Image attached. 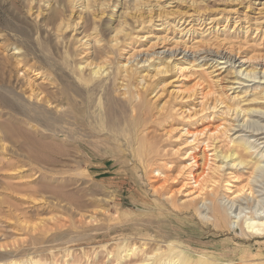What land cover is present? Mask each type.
Wrapping results in <instances>:
<instances>
[{"label":"rangeland","instance_id":"374dc122","mask_svg":"<svg viewBox=\"0 0 264 264\" xmlns=\"http://www.w3.org/2000/svg\"><path fill=\"white\" fill-rule=\"evenodd\" d=\"M197 1L198 7L202 9H199V15L204 14L209 19L204 23L193 21L189 32L181 31L186 24L174 28L160 20L155 22L154 29L149 24L145 26V30L154 33L152 39H135L136 34L133 40H128L135 42L136 49L149 48L150 56L144 62L146 56L142 54L133 63L135 74L130 79L132 85L126 80L131 86L130 91L122 86L126 81L115 78L114 96L119 100L113 110L116 120L102 123L90 118L88 114L86 117L87 108L83 105L79 108L82 119L70 118V128L67 129L70 136L64 137L65 133L61 131L60 136L64 139L59 141L55 132H52L55 129L49 121L38 125L21 113H12L1 97L4 96L9 101L12 99V104L20 109L16 100H20L22 94L28 95L27 91L30 89V84L26 87L28 83L24 81L26 72L33 78L32 81L39 83L42 79H36L35 73L42 71L43 76L50 80L48 84L51 85V81L58 84V77L63 74L62 68H67L64 66L66 57L60 40L71 37L73 30L59 31L58 24L54 26L52 21L44 19V14L47 13L44 11V0H0V123H9L12 119L9 115L12 114L20 127L32 131L35 140L43 144L51 142L48 143V150L40 144L39 150L43 152L39 154L22 146V140L12 128L9 136L0 132V264H33V261H39V264H151L155 260L159 262L166 258L171 246L194 259L204 256L207 263L211 264H264V234L252 235L245 230L244 224L232 225L228 220L217 221L213 218L211 209L201 207L202 203L190 205V198L181 189L183 182L189 181L185 170L187 162L184 160L187 148L183 143L185 131L194 130L195 127L202 128L204 123H231L235 107L247 110L251 119H259L257 115H251L253 111L264 110V83L244 77L247 71L245 69L249 70L255 65L260 70L264 63V0ZM125 2L127 1L120 0L117 14L121 13L123 7H127ZM63 3L65 7L70 5V9L75 8L72 0H64ZM175 4L172 3L168 9H177ZM188 5L187 2H182L177 13H193ZM70 9L64 15H68V22L73 20L76 10L70 14ZM104 14L103 18L98 16L101 19L97 17L100 24L103 20V24L106 23V14H110V10ZM199 15L196 14L195 17ZM211 18L219 23H208ZM172 19L170 18L171 21ZM90 23L92 25V21ZM141 35L143 33L139 36ZM164 35L168 40H157V36ZM171 40L187 43V46L200 42V49L189 51V54L194 52L188 57L194 65L181 72L182 74L175 69L174 63H186L183 61V54L158 53L159 50L164 51L163 46H171ZM154 41L158 46L153 44L154 47H148ZM93 43L92 41L89 46V51H94L93 53L89 52L87 57L84 55L86 53H78L72 61L77 57L75 62H79L82 56L86 59L90 57L89 61H92L96 51ZM75 46V51L81 47L77 43ZM204 49L212 52L222 50L236 55L237 64L232 67L224 59L205 56ZM121 53L125 55L124 51H115L111 55L114 62L112 65L116 66L118 62L124 61ZM242 58L250 60L242 64L239 62ZM157 62H163V66L169 65V71L156 72L154 69ZM90 69L87 68L85 72L89 73ZM179 86L184 87L185 93H191V98L179 97L175 93L178 88H182ZM207 90L209 98L205 102L204 112L199 113V116L186 117V114L174 112L179 104H185L184 108H189L187 111L191 113L197 111L201 107L198 104L201 99L199 94ZM136 92L140 93L141 99H132L131 103L129 96L135 97ZM98 94L102 95L101 90L94 97ZM211 96L218 98L214 100ZM24 101L28 99L24 98ZM144 101L148 103V107L145 106L142 110L140 105ZM213 103L218 104L217 107L206 110ZM227 107L231 108L232 113ZM205 115L214 118L208 122ZM249 124H252L251 129H256L264 125V119H260L259 123ZM229 134L235 143L239 139L237 135L249 141L256 139V136H250L244 131L236 130V133L231 131ZM222 136L220 135L219 140H208L204 138L206 136H200L192 141L197 161H191L196 171L208 170L215 162L222 163L220 158H214L216 146L219 151L234 148V142L231 143L230 138ZM77 141L87 151L81 149L82 152L75 154L74 151L79 148ZM208 143L212 145L204 154L203 150ZM59 146L65 149L55 148ZM263 149L262 143L250 148L246 155L250 164L239 165V170L233 174L237 178L232 181L233 186L245 188L241 198L249 194L251 190L248 187L253 186L255 195L264 194V172L252 168L256 160H260L261 165L264 164ZM208 160L209 166L206 167ZM230 171L223 166L222 172L216 174L218 203L223 196L229 195L225 182L232 175L229 174ZM259 197H250L242 202V217L258 208L259 212L263 211L264 203L257 204ZM206 213L208 216H205ZM129 248L134 250H128ZM153 255H157V259Z\"/></svg>","mask_w":264,"mask_h":264},{"label":"bare ground","instance_id":"6f19581e","mask_svg":"<svg viewBox=\"0 0 264 264\" xmlns=\"http://www.w3.org/2000/svg\"><path fill=\"white\" fill-rule=\"evenodd\" d=\"M72 1L75 3L74 4L75 8H73L71 5L72 9H70L68 7L70 5H68L67 6L68 9H67V7H65V5H64L65 3H63L64 0H44V3H45L44 4L45 5L44 11L47 12L44 14L45 15L44 19L47 21H52V24H54V26H56L58 24L57 30H59V31H65L66 32L67 29L71 30V31L73 30V33L71 32L72 33L71 37L68 36V37H65L64 40H60V43H62L61 46H63V51H65V57H66V58L64 57L65 61H66V65H64V66H66L67 68H65L66 70L62 68L63 74H61L62 75L61 77H58V84L55 81L54 82L51 81L50 82L51 85L48 84L50 80L47 79V76H45V77L43 76L42 71H38L35 73L36 79H38V78L42 79L39 83H37V81H32L33 78H31V76H29L28 73L26 72V74L24 76V81L25 82L27 81L26 83H28L26 87H28V85L30 84L29 85L30 89H28L29 91L26 90L28 95H26V93L22 94L23 97L20 100L19 99L16 100L18 106L21 108L17 109V107L12 104V102H13L12 99H10V101H9L4 96L1 97V99L7 104V106L11 108L12 113H18V114L21 113V115L23 117H25L26 119L28 118L30 120H33L34 122L38 123V125L40 122L43 123L44 121L45 122L49 121L53 125L52 127H54V129H55L52 132L53 133L55 132L54 135H57L59 141L64 139L63 137L60 136L61 133H59V132H61V131L63 133H65L63 135L64 137L70 136L68 133V130L70 128V123L68 122V120H70V118L72 120L82 119V115H81L82 111L79 110V108L83 105L85 106V109L87 108V111H85L86 117H88V115H90V118L92 117L95 121L98 120L99 122H102V123H108V121L113 122L112 120L115 119L114 114H113V110L116 107V105L119 104V100L117 98H115V96H114V91H116V87H115L116 86V80H115V78H122L123 79L122 81L128 80L131 83L130 79H132L133 75L135 74L133 63L136 60H138V57L142 56V54H144V56H146V58L143 59L144 62L147 61L148 56H150V52L148 51L149 48H147V50L146 49H140V48L136 49V47L134 45L135 42L133 43L132 41H128L129 39L133 40V37L136 34L137 35H136L135 39L138 38L139 40L140 39L144 40L145 37L152 39V37H154V33L152 31L147 30V29L145 30L146 24H149V26L151 25L153 29L155 26V22L160 21V20L162 21L163 24L167 23V25L169 24V25H171V27H174V28L175 27L180 28L186 24L181 29V31H188L189 32V30H191L193 27L192 25H190L193 23V21H198L200 23H201V21H203V23H204V21H207L206 19H209V18H206V16L204 14L199 15L200 13L198 11H199V9L200 10H202V9H201V7H198L199 3L197 0H126L127 2H125V4L127 5V7L126 6L123 7L120 14H117L118 11L116 10L120 6V0H72ZM199 1H201V0H199ZM182 2H187L189 4L188 6L191 7V10H193V13H191V12L189 13V11H184V13H177L179 10L178 8L181 7ZM172 3H176L175 7H178V8L177 9H174V8L168 9L172 6ZM69 9H70V11H69L70 14H72L75 9L76 10H75V13L73 15L74 16L73 20L70 19V17L72 16L71 15L69 17V19L71 21L69 20V22H68L67 21L68 15H66L67 17H65L64 15H65L66 10L68 11ZM107 10L108 11L110 10V14H106L108 19H107L106 23L104 22V24H103V21H104L103 20L100 24L98 21V18H99L98 16L101 15V17L103 18L102 15H105L104 13ZM37 13H38V11H37ZM144 13H146V16H143ZM175 13H177V14L174 15ZM194 14L195 15L198 14L199 17H195ZM170 18H173L172 21L170 20ZM99 19H101V18H99ZM90 21H92V25H91ZM211 22L216 23V24L219 23L218 20L213 19V18H211V21L208 23H211ZM189 25H190V27H188ZM209 28L210 27H207V29H209ZM80 29H81V31H79ZM140 33H143V35L139 36ZM142 37H144V38H142ZM159 39L168 40V38L165 37V35L164 36H157V40H159ZM92 41L94 42L93 44H94L96 51H95V56H93L94 59H91L92 61H89L90 57H88L87 59H86V57L88 56L89 52H92V51H89V48H90L89 46H90ZM170 42H168V43H170ZM196 42H198V40H196ZM56 43H57V41H56ZM76 43L79 44V46H81L79 49H77L80 52H76L77 50L75 51V49H76L75 44ZM156 43L154 41L153 43H151L152 45L148 46V47L152 48V47H154L153 44H156ZM163 43H164V41H163ZM171 44L172 45L169 47H168L169 44L167 45V47L162 45L163 49L164 48L165 49H164V51L159 50L158 53H161V54L162 53L163 54L169 53V55H170V54H174L176 52H180L179 54H183L182 58H183V61L186 63L179 64L178 62H175L174 63L175 69H177L179 71V73H181V72H184L187 68H191L194 64L190 60H188V57H191V55L194 52L189 54V51H191V50L193 51V49L194 50L200 49V47H199L200 42H199V44H196V45L193 44V46H187V43L181 44V43H179V41H172ZM79 46H77V47H79ZM156 46H158V45L156 44L155 47ZM115 51L116 52L124 51V53H125V55H123L121 53L123 55L124 61L118 62L116 64V66L112 65L114 62L112 59L113 56H111ZM153 51L155 52V50H153ZM83 53H86V54H84L86 57L85 56H82V57L79 56L80 57L79 58L80 61L78 60L79 62H75L76 58H77V57H75L74 58L75 61H72L74 55H76V54L82 55ZM199 53H202V52H199ZM204 53H205L204 54L205 56H213V57H216L217 59L218 58L224 59L225 60L224 62L225 63H231V65H233L232 67L236 66V64H237L235 62V56L236 55L228 54L227 51L218 50L217 52H214V51L212 52V50L210 51L208 49V50H205ZM83 57H85V60ZM82 59L84 61H82ZM248 60H250V59H247V61ZM247 61L243 58L241 59V61L239 60V62L242 64L247 62ZM262 61H264V60H262ZM162 63L163 62H157L156 63L157 65L154 69L156 72L163 73V72L169 71V65L163 66ZM221 63H223V62H221ZM242 64H241V66H242ZM87 68H89V69L91 68L89 73H86ZM114 68H116V70ZM242 68L240 69V72H241ZM85 70H86V72H85ZM105 71H106V75L103 76V73ZM244 71H246V73L244 74V77L249 78V80H254V82L255 81L257 82V80H258L260 83H264V81H263L264 80V63L261 64L260 70H258L257 67H255V65H254L251 67V69H249V70L245 69ZM244 71H242V72H244ZM259 74H261L262 76ZM41 76H43V77L40 78ZM142 79H143V77H142ZM129 82L126 81V84L122 83L123 87H125L127 90L129 89L128 91H130V87H131L129 85ZM131 85H132V83H131ZM144 87H145V85H144ZM179 87H182V86H179ZM183 88L184 87L178 88L175 91V93H177V95L179 97L183 96V98H186V97L191 98V96H192V95H190L191 91L189 92L190 94H187V93H185ZM207 88H209V87H207ZM194 89H197V88H194ZM98 90H101L102 95L99 96V94H98L96 97H94L95 93L96 92L98 93ZM186 92H187V90H186ZM134 96L135 97L129 96L131 98V99H129L131 103H132V101H131L132 99L137 100V101L141 99L139 92L134 93ZM199 96H201V97H199L201 99L198 102V104L201 107L199 109H197V111L195 110L191 113V112L187 111L189 108L188 109L184 108L185 104L180 105L178 103L179 106L177 108H174L176 105L173 106L174 112H176L180 115L186 114V117L196 116L199 113H203L204 109H205L204 106L206 104L205 102L209 98L208 90L207 91H201ZM218 97L221 98L220 95ZM218 97H216V98H218ZM12 98H13V94H12ZM24 98L28 99V101H24ZM212 98H214V97H212ZM216 98H214V100ZM33 99H35L36 102H34ZM102 99H104V101H102ZM19 101L22 103L23 106H21V103H19ZM209 102H210V100L208 101V103ZM211 102H214V101H211ZM45 103L46 104L48 103L47 104L48 107H46L47 105L44 106ZM214 103H213V106L209 105L208 107H206V110L209 108H211V110L215 109L218 104L214 105ZM147 104L148 103H146V101H144L142 103V105H140L141 106L140 108L143 110L144 107L147 106ZM227 106H228V104H227ZM230 107L232 108V105ZM230 107H227V109L229 111L231 110ZM234 110L235 111L231 116L232 117L231 123L225 124L224 122H220V124L213 125L211 123L205 124L203 122L204 126H202V128L195 127L194 130L188 129L187 131H185L186 138L183 141V143L186 144L187 148L185 149V152H184V155H185L184 160H186V162H187V164L185 165V170L187 172L186 176H187V179L189 181L185 180V182H183V184L181 186V189L186 193V196L188 197V199L190 198V200H189L190 205L191 204L195 205L198 202L202 203L201 207L205 206V207L211 209L213 212L212 216L217 221H221V220L227 221L228 220V222L230 221L232 223V225L244 224L245 230L247 232L251 233L252 235H263L264 234V205L262 206L263 207L262 212H259L260 208H258V209H255L254 211H252L250 215H246L245 217H242V212L244 211V207L241 206V204L245 199L249 200L250 197H252L251 199H253V198H257L258 196H260V197L257 199V204L259 205V202L264 203V197H262L264 194L255 195L256 190L254 192V186H253L251 188L248 187V190H251L250 193L247 194L245 197L241 198L242 193L245 190V188L243 186H239V185L233 186L232 181L234 179L237 180V178H235L236 176L233 174L235 172H237L239 165L245 164L248 166L250 164V162L246 158V155L248 154V150L250 148L259 146L261 143L264 144V125H261L258 128L255 127L256 129H251L252 124L251 125L249 124V123H257V122L259 123L260 119L263 120L264 119V110H260L259 112H257V111L252 112L251 111L252 112L251 115L252 114H253V116L257 115L259 119L249 118L250 116H249L248 112H246L247 110L246 111L242 110V109H240V107H239V109H237L235 107ZM249 113H250V111H249ZM11 115H9V117L12 118V119L9 118V119H11L9 121V123L8 122L0 123V132H3L7 136H9V134H10L9 132L12 128L13 132L16 133V135H18V137L22 140V146H26V148L29 147V149H31L32 151L41 154V152H43V151L39 150V145L43 144V143H41L40 141L35 140L33 138L32 131H30L29 129L24 130L22 127H20V124L17 123L18 121H16V119H14V117H12ZM204 118L208 119V122H209V120H211L214 117H210L208 115ZM204 118H203V121H204ZM200 119L202 121V118H200ZM222 119H224V118H222ZM190 124H192V123H190ZM168 126H170V125H168ZM104 127H105V125H104ZM236 130H238L239 132H241V131L247 132L250 136H253V135L256 136L255 141H249L248 139L243 138V137H239L237 135V138H239V139L235 143L234 142L235 140L234 139L232 140V138H230L232 136H230L229 133L231 131H233V132L235 131V133H236ZM180 131H181V129H180ZM78 135H80V134H78ZM220 135L225 136V138H230L231 143H232V141L234 142V144H233L234 148L228 149L226 151H222V150L219 151V150H217L218 147L216 146L215 147V151H216L215 153L216 154L214 155V158H216V159L220 158L222 160V161L220 160L222 163L218 164L215 161H213L215 163H213V164L210 163L211 166L208 168V170H206V169L202 170L201 169V171H196L194 169L193 161H191L192 159L194 160V162L197 161L195 154H193L194 148L192 145L194 143L192 141H194L196 137H200V136H202V137L206 136L204 138H206L208 140L210 138L213 140H215V139L219 140ZM73 136H74V134L72 133L71 137H73ZM223 136H222V138H223ZM240 136H242V135H240ZM191 137H192V139H189ZM237 138H235V139H237ZM258 140H261V142H259ZM129 141H131V140H129ZM12 143H14V142H12ZM48 143H49V141L47 142V144L46 143L43 144L44 148L46 150L50 149L49 148L50 146L48 145ZM58 144H59V142H58ZM58 144H57V146H58ZM77 144H78L79 148H77L76 152L74 151L75 154L78 153V151L82 152V150H84V149H85L84 151H87V148L83 147L82 143L77 141ZM210 144L208 143V146H205V149L203 150L204 154H205L206 150L210 149L209 148ZM45 146H47V147H45ZM76 146L77 145H75V147ZM59 147H55V148L59 149V150L65 149V148H61V147L59 148ZM211 147H213V146H211ZM72 148H73V146H72ZM207 148H209V149H207ZM136 150H137V148H136ZM174 151H176V150H174ZM262 156L264 157V152L262 153ZM209 160H208V163L206 162L208 164L206 167L209 166ZM66 162H68V161H66ZM223 163H225V164L223 165ZM167 165H168V163H167ZM223 166H226L227 169L231 170L229 174H232V175H230L231 177H229V180H227V182H225L226 183L225 188L229 192V195L223 196L222 201H221L222 204H220L221 202L218 203V201H217L219 196L216 200V195L218 194V191L216 189V187H217L216 182L218 180L215 179V177L217 176L216 174L220 173V171L222 172ZM252 168L254 170L257 169V171H260L261 173L264 172V164L261 165L260 160L254 161L252 164ZM258 169H260V170H258ZM254 173H256V172H254ZM229 174H228V176H229ZM233 187H235L234 190L232 189ZM178 190H179V188H178ZM182 190H181V192H183ZM257 191H259L261 193L263 192L260 190H257ZM178 192H180V191H178ZM205 194H207L208 197H206V198L203 197V195H205ZM232 213H234V216H231ZM206 215H207V213L205 214V216ZM124 248H126V247H124ZM169 249H170V254L166 258L160 259L159 262L157 260H155L151 264H211L209 262L207 263L206 258L204 256H201L198 259H194L193 257L186 255L184 252H182V250H177L176 248H174L172 246L169 247ZM128 250L133 251L134 248L133 249L129 248ZM153 256L155 259H157L156 258L157 255H153ZM33 262H34L33 264H39V261H33Z\"/></svg>","mask_w":264,"mask_h":264}]
</instances>
